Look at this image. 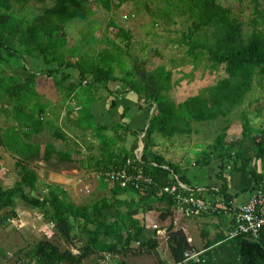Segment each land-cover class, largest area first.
Segmentation results:
<instances>
[{
  "label": "trees",
  "instance_id": "1",
  "mask_svg": "<svg viewBox=\"0 0 264 264\" xmlns=\"http://www.w3.org/2000/svg\"><path fill=\"white\" fill-rule=\"evenodd\" d=\"M30 1L0 0V114L13 122L4 131L0 127V148L17 159L20 169V181L14 187L4 189L0 184V227L17 217L16 201L21 200L40 211L54 236L71 248L63 250L57 241L45 239L30 250H20L16 259L19 264H83L95 255L138 256L145 249L153 254L159 242L155 236H146V228L136 212H146L153 203H167L173 209L172 222L166 230L170 255L174 262L183 261L185 252L196 248L184 229H176L184 217L177 212V202L164 194L163 188L171 183L172 173L185 185H192L178 165L154 152L156 137L172 140L179 135L189 136L194 124L228 118L243 105L256 82L264 89V31L250 30L249 26L257 25L256 20L247 22L243 17H234L219 0H52V7L29 20L15 10V4L24 8ZM137 4H144L155 24L170 27L177 18L186 24L179 46L188 49L194 67L206 57L214 71L223 70L225 76L208 89L207 96H193L177 105L166 96L172 88L173 72L161 67L141 76L128 67L133 33L113 19L108 24L113 33L105 38L104 49L96 52L91 47L97 31L92 7L98 5L106 12H118ZM256 13L264 17V13L258 10ZM79 25L85 28L73 37L71 31ZM70 39L75 41L79 52H69ZM28 60L40 61L44 69L31 70ZM16 69L27 75L14 74ZM51 90L63 97L64 108L69 102L81 107L73 121L74 130L83 134L92 130L98 141V148L91 141V151L97 149L90 159L97 161L96 172L122 168L128 159H135L126 143L129 136L141 137L144 152L140 164L153 177L154 185L141 190L113 186V198L85 206L71 202L67 192L57 185H47V193L42 197H30L38 191L39 182V175L29 167L31 161L53 163L58 158L60 163H70L76 153L62 129L46 121L51 104L43 100V95ZM126 94L137 97L138 112L152 111L146 128L143 131L128 128L124 123L130 112L127 108L120 114L122 121L118 125H97L91 105L107 95L112 113L119 110V100ZM72 113H66L65 118ZM226 123L214 143L201 150L195 159L197 168L217 164L216 183L209 185L207 192H199L200 197L208 195L206 199L216 206L217 201L230 205L238 197L231 193L230 171L252 179L251 187L241 190V194L264 191V173H259L253 164H264V126H254L249 114L243 113L241 133L228 140L230 121ZM48 127L54 141L31 142ZM101 185L107 184L101 181ZM126 194L130 196L128 199L118 198ZM201 216L224 220L229 217L211 213ZM218 232L214 238L204 233L208 238L205 252L199 263L189 264H264L263 244L244 236L229 239V233ZM0 256L7 259L8 253L0 249Z\"/></svg>",
  "mask_w": 264,
  "mask_h": 264
},
{
  "label": "rangeland",
  "instance_id": "2",
  "mask_svg": "<svg viewBox=\"0 0 264 264\" xmlns=\"http://www.w3.org/2000/svg\"><path fill=\"white\" fill-rule=\"evenodd\" d=\"M219 2L224 7L230 9L234 17H243L247 22L256 20L257 25L249 26L248 28H250V30L257 29L259 32L264 31V17L262 18L256 13L257 10L261 13H264V0H219ZM53 5L54 4L52 0H31L24 8H22L18 4H15V10L21 16L27 17L30 20L33 19L35 16L42 14L46 9L52 7ZM92 8L94 12V14L92 15V20L97 26V31L94 35L93 41L90 44L91 47L96 52H99L104 49L105 38L112 36L113 33L112 29L108 28V24L112 19L116 22L118 26L131 29L133 33V40L131 41V50L129 52L131 58L127 60L128 67H130L131 69L134 68V71L141 76L148 74L149 72L155 71L161 67L166 68L167 72H173L174 76L172 77V88L169 92L166 93V96L170 100L174 101L177 105L183 103L188 98L193 96H207L208 89L214 86L220 79L225 76L222 69L214 71L212 69V64L206 57L198 60L197 66L194 67V60L188 56V49L186 47L179 46L181 34L183 31L186 30V24L180 18L176 19L177 22L175 25L172 24V26L168 27L163 23L155 24L152 21L149 12L144 6V4H137L134 6L127 5L118 12H106L102 7H98V5ZM82 28L84 29L85 27L82 25L74 27L71 31L73 37L77 35L78 31H80ZM121 41L122 39H118V42ZM68 48L69 52L73 54L75 52H79L77 50V45L75 44V41L72 39H70V44ZM28 62L30 66H33L36 69V71H39V67L32 65L29 60ZM19 66L23 69V65ZM13 73L16 75H27L25 71L17 69L14 70ZM62 98L63 97L60 96L57 91L51 90L46 91L44 93L43 100L51 104V109L49 110L50 115L48 116V118H46V121L50 122L53 125L57 124L66 134L69 143L72 147L75 146L74 143H80L83 146L86 145V147L87 145L92 146L91 141H89L87 138H78L76 134L77 132L75 131V133L68 127L69 125H66L68 123L65 122V113H67V110L65 111V109L68 108L63 107ZM70 103L71 102H69L68 105ZM263 105L264 89L260 87L256 82L254 84L253 91L248 94L243 105L237 108L233 113H231L228 118H221L220 120L212 123L194 124L192 126L193 132L189 136L179 135L173 138L172 140H168L158 135L156 138V143L158 146L154 149V152L162 155L169 162L174 163L181 168H186L187 170H184L183 174L187 177L193 178L198 176L196 181L198 185H204L206 187L212 185L216 183L215 179L216 174L218 173L217 164L213 163L211 167L208 168L195 167V159L198 156L199 152L214 143L216 138L223 132V128L227 126L226 120L230 121V129L227 133L228 140H231L233 136L239 135L242 131L241 115L243 113L249 114L250 118L254 121V126L258 128L263 127ZM259 110L261 112H258ZM80 111L81 107L75 106V112L78 113V115ZM151 112L150 114L149 111L145 112V114L147 115L146 118L151 117ZM72 116L73 118H77L75 114H72ZM12 124L13 122L11 120L6 118V116L0 114V127L1 129H3V131L10 127ZM145 128L146 126L144 127V129ZM49 129L50 128L48 127L41 135L34 136L31 142L45 143L54 141L53 134ZM144 129H142L141 131H143ZM78 134L82 133L79 132ZM76 139L78 140V143L76 142ZM140 139L141 137L136 138L134 136H129L127 140L128 145L127 143L126 145H134L135 151H138L140 148ZM87 141L89 142L87 143ZM80 144H78L79 147ZM57 145L59 149H64L63 146H61L60 144ZM83 148L85 149V147ZM93 152L89 153L87 156L91 157V155H93ZM8 154L9 153H7L6 150L0 148V155L2 156V158L10 162L11 160ZM14 161L17 160H12L13 163ZM13 163L10 164L12 167H15V163ZM46 165H48V163H46ZM65 165L67 164L58 162V158H55V162H53V165L51 167H43L42 169L39 167L40 165L38 163L36 164L30 162L29 167L38 171L37 174H39L40 179L39 186H37L38 191L34 194H31L30 197H42V195L47 193L45 183L49 180H54V182L52 181L53 183L62 184L64 187H71L70 190L68 189V192L73 193L74 195L70 194V201H72L78 206L91 205L97 202L98 200L104 198H113V195L110 194V191H106L102 188H99L101 187V182L97 180V177L94 174L87 176L86 179H82L83 182H79L80 185L76 186V192L75 187H73L72 185L69 186L63 182L64 177L62 176V170L64 169ZM1 169L4 170L2 171ZM5 169V166L0 163V171H2V173H5ZM15 169L16 170L14 171V175L16 177V180L13 179V176L11 178L12 181L9 184L6 183L8 186H15V182L17 180L20 181V169L17 167ZM47 169L52 170L53 173H59L60 179L55 180L54 178H50L51 171L49 172L47 171ZM234 173L236 174L237 172L230 171V178L228 177V179L230 181L232 195H234L235 197L238 195V197L235 198V202L236 204H240L249 195L248 193L241 194L240 189H236L233 187L231 180L233 178ZM243 175L251 179L247 175ZM2 182L4 183V181ZM250 184L252 185V183ZM247 185L248 184H246L245 188H250V186ZM27 192H29V189L27 190ZM38 193L41 195H39ZM129 197V194H126V196L122 195L119 198L128 199ZM16 204H21L28 208V210L31 212L28 220L35 219L34 222L36 224L31 225H35L34 227L37 228H35L36 230H34L33 226L31 230L25 228L21 239L15 236V240H12L13 242L11 244L12 246H10L11 248L8 249L11 256H8L7 259H4L5 261L0 259V264H19V260L16 259V254L18 253L17 251L32 249L34 245L39 241L48 239V234L50 233L44 222H41L42 215L40 211L32 208L30 205L26 204L25 202H22L21 200H17ZM153 206L157 207V204L153 203ZM122 211L124 212L126 211V209L123 208ZM184 219L180 220V222L176 226V229H182L185 224L192 222V225L189 228L188 236L189 238L194 239V245H197L199 249H203L205 245L204 233L209 234V232H212L211 227L208 226L206 230H203L205 229L203 222L204 219L199 220V223H196L198 219L197 217ZM209 220V224H211L210 222L216 221V218L213 217ZM9 223L10 224L1 226L0 228L5 229L6 226H11L12 223ZM197 226L198 228H196ZM12 230L15 229L12 228ZM157 237V241L160 243V249H158L159 256L162 258V260L171 259L167 242V234L164 231L163 235H157ZM49 239H51L52 241H57L63 250L71 248L69 244H66L62 240L57 239L54 234L53 237ZM0 245H2V249L6 248L2 243H0ZM137 247L138 246H135V248ZM153 254H156V252ZM153 254L152 251L145 249L144 253L142 254L144 256L142 260L147 264H154V260L156 258H154ZM131 256L132 255H95L92 256L90 259L85 260L83 264H121L123 262H126L128 258V261L130 263L138 261L136 259L130 258Z\"/></svg>",
  "mask_w": 264,
  "mask_h": 264
},
{
  "label": "crops",
  "instance_id": "3",
  "mask_svg": "<svg viewBox=\"0 0 264 264\" xmlns=\"http://www.w3.org/2000/svg\"><path fill=\"white\" fill-rule=\"evenodd\" d=\"M32 62V65H35L36 67H39L38 70H42L44 69V65L40 62V61H31ZM30 69L31 70H36L33 66H30ZM21 70V69H20ZM136 104H137V97L133 94H126V95H123L120 100H119V110L118 111H115V112H112L110 113L109 111V108H110V101L108 100V97L107 95H105L103 98L99 99V100H96L92 105H91V113L92 115L95 117V120H96V124L99 125L100 127H112V126H116L118 125L122 120H121V117H120V114L122 113V111L127 108L130 110L129 112V115H127V118L124 119V123L128 126V128L131 130V131H141L142 129H144V127L146 126L147 124V118H146V114L144 112H138L136 110ZM73 105L70 103L69 106L67 108H69V111L68 112V109H65V111L67 113H72L73 115L75 114L76 116L78 115V113L75 112V106H79V105H75L74 107H72ZM72 107V109H71ZM66 114V113H65ZM72 114L70 115V117L68 119L65 120V122H67L68 124H66L71 130H73L75 132V128H74V124H73V121L74 119L76 118H73ZM71 118V119H70ZM76 133V132H75ZM79 132H77V137L78 138H84V139H88L89 141H92L94 143V146L96 148H98V141L96 140V138H93L92 136V130H89L87 132H85L84 134H78ZM157 138V137H156ZM87 141V143L89 142ZM76 142L78 143V140L76 139ZM85 143V141H84ZM80 144V143H78ZM140 144V142H139ZM90 145V143H89ZM127 145H128V142H127ZM126 145V148L130 151V152H134L136 153L137 151H135V148H134V145L131 146H127ZM158 146V145H157ZM85 147V149L83 148ZM72 150L76 151V153L73 155L72 157V162L70 163H65L67 165H65L64 169L62 170V176L64 177V180L63 182L67 185H72L73 187L76 188L77 185H80L79 182H83L82 179H86L87 176H90L91 174H95L96 172V169L98 168L97 167V161H93V160H90L91 157L90 156H87L89 153L93 152L91 151L92 150V146H88L86 147L81 145L80 144V147H73ZM85 150V151H84ZM97 150V149H96ZM93 152V154H95V151ZM200 151V150H199ZM136 155V154H135ZM9 158H10V162L9 161H6L5 159H3L0 163H2V165L5 166V173H2V171H0V184L2 186V188L4 189H9V188H12L14 186H8L7 184H9L11 181H12V177L14 176V180H16V177L14 175V171L16 170L15 168L17 167V161H14V163L12 162V160H17L14 156L8 154ZM87 156V157H86ZM9 160V159H8ZM55 162V161H54ZM13 163L15 167H12L11 164ZM31 163H38L40 166V168L42 169L43 167H51L53 165V163H48V165H46V162L44 161H40V160H34V161H31ZM253 164H255L259 170V173H264V164H261L259 162H253ZM8 167V169H7ZM18 168V167H17ZM7 170V171H6ZM180 170L183 172L184 170H187L186 168L184 169L183 167L181 168L180 167ZM37 171V170H35ZM47 171H51V175H50V178H54L55 180L56 179H60L59 178V173L55 172L53 173L52 170H48ZM232 172V171H231ZM38 173V171H37ZM68 173V174H67ZM182 174V173H181ZM39 175V174H38ZM19 177V176H18ZM197 177H189L190 179V183H191V187H198L200 189H208V186H204V185H198L197 184ZM230 178V176H229ZM20 179V177H19ZM4 181V183L2 182ZM54 180H49L48 182H46L45 184V188L47 187V185H57L56 183H53ZM232 185L234 188L236 189H240V190H245V186L246 184H248L250 187H251V184L252 183V180L245 177L243 175V173H234L233 174V178H232ZM15 182V181H14ZM19 181L17 180L15 182V185L18 183ZM62 182V181H61ZM7 183V184H6ZM39 183H40V179H39V182H38V185L39 186ZM53 183V184H52ZM5 184V185H4ZM101 185V184H100ZM247 185V186H248ZM8 186V187H7ZM59 186L65 190V192H67L68 194V197L69 199L71 198L70 194L71 195H74L73 193H69L68 192V189L70 190L71 187H64L62 184H59ZM99 188H102L106 191H110V194L113 195V188L111 185H106V186H103L101 185V187ZM102 191V190H100ZM76 192H77V188H76ZM39 194V193H38ZM41 195V194H39ZM249 196H247V198L245 200H243L240 204H236V202H234V204L239 207V206H242L244 204H246L249 199L251 198L252 195L248 194ZM123 196H126V195H123ZM205 197L207 198L208 195H205ZM119 198V197H118ZM120 199V198H119ZM120 200H125L124 198L120 199ZM72 202V201H71ZM157 204V207H154L153 204H152V207L149 208L146 212L145 211H142V210H138L136 212V216L140 219L139 221L141 222L142 226H144L146 228V231H145V234L147 237H150V238H153L154 236V239H158L157 235H163V232L165 231L166 233V230L168 229V227L171 225V222H172V217L170 215V213L173 211L172 208H169V206L167 205V203H155ZM26 205V204H25ZM85 206V205H83ZM15 213L17 215V217L13 220L12 224H11V228L9 226L5 227V229H1L0 228V243H2L6 248L5 249H2V245H0V249H2L4 252L6 253H9V248H11L10 246H12V240H15V236L19 237L20 239L22 238L23 236V233H24V229L25 228H28L29 230H31L32 226L34 228V230H36L35 228L37 227H34L35 225H31V224H36L34 222V220H28L29 216H30V211L28 210V208H26L25 206L21 205V204H16V208H15ZM216 218V221H213V222H210L211 224H209V219H212V218ZM197 221L196 223H199V220L201 219H204V228L203 230H206V228L208 226L211 227V230L212 232H209V236H211L212 238H214L216 236L217 233H219L218 231H223L225 233H229L230 230L232 229V220L233 218L232 217H228L226 220L224 219H220L216 216H199L197 217ZM39 220V219H38ZM44 222V224L46 225V227L48 228L49 230V234L48 235H52L53 237V231L52 229L50 228V226L43 220V218L41 219V222ZM178 225V224H177ZM176 225V226H177ZM192 225V222L188 223V224H185L184 227L182 229L185 230V232L187 233V235H189V228L190 226ZM197 225V224H196ZM12 228H14L15 230H12ZM198 228V226L196 227ZM157 237V238H156ZM49 239V238H48ZM191 240V242H190ZM193 240V241H192ZM208 241V238L205 237V245H206V242ZM189 242L192 246H194L197 250L199 251H204V248H205V245L203 247V249H199L197 247V245H194V239L193 238H189ZM135 246H138V245H135ZM133 245V247H135ZM139 247V246H138ZM158 249H160V243H159V247ZM158 249L156 251V254H153L154 258H156L154 260V264H162V263H166V264H169V263H172L174 262L171 259H164L162 260V258L159 256V252H158ZM19 252V251H17ZM2 256H0V259L2 260ZM130 258H133V259H136L138 260L137 262H132L130 263L128 261V259L126 260V264H147L145 263L142 258H144V256L142 254L138 255V256H131ZM122 264V263H121Z\"/></svg>",
  "mask_w": 264,
  "mask_h": 264
},
{
  "label": "built area",
  "instance_id": "4",
  "mask_svg": "<svg viewBox=\"0 0 264 264\" xmlns=\"http://www.w3.org/2000/svg\"><path fill=\"white\" fill-rule=\"evenodd\" d=\"M164 168L169 169L168 167ZM94 175L98 181L111 186H119L122 189L134 188L141 190L154 185L153 177L146 173L137 156L135 159H128L122 168H115L106 172H95ZM170 179L171 183L163 188V193L177 202V212L184 218L199 217L203 213L232 217L233 222L232 229L228 234L229 239L244 236L264 245V191L255 193L246 204L239 207L234 203L227 205L219 201H217L219 204L216 206L210 200L199 196V192H207L208 189L189 187L182 183L174 173L171 174ZM13 220L10 219L9 222L12 223ZM48 238H52V235H48ZM204 252L197 249L187 251L184 254L183 261L169 264L199 263ZM8 256L10 257L11 254Z\"/></svg>",
  "mask_w": 264,
  "mask_h": 264
},
{
  "label": "water",
  "instance_id": "5",
  "mask_svg": "<svg viewBox=\"0 0 264 264\" xmlns=\"http://www.w3.org/2000/svg\"><path fill=\"white\" fill-rule=\"evenodd\" d=\"M143 152H144V145L142 142V139H140V148L139 150L136 152V156L138 157V159L141 161L142 156H143Z\"/></svg>",
  "mask_w": 264,
  "mask_h": 264
}]
</instances>
